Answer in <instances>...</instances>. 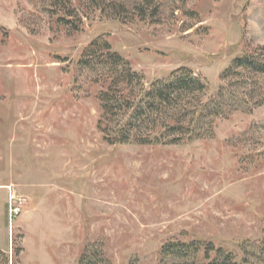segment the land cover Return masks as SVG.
<instances>
[{
    "label": "rangeland",
    "instance_id": "obj_1",
    "mask_svg": "<svg viewBox=\"0 0 264 264\" xmlns=\"http://www.w3.org/2000/svg\"><path fill=\"white\" fill-rule=\"evenodd\" d=\"M105 1L0 0V264H177L163 245L192 241L257 263L264 76L230 90L250 105L221 99L211 137L178 146L107 144L98 98L137 100L180 68L215 96L236 57L262 54L264 0ZM67 13L77 30L58 24ZM103 42L142 83L112 86Z\"/></svg>",
    "mask_w": 264,
    "mask_h": 264
},
{
    "label": "trees",
    "instance_id": "obj_2",
    "mask_svg": "<svg viewBox=\"0 0 264 264\" xmlns=\"http://www.w3.org/2000/svg\"><path fill=\"white\" fill-rule=\"evenodd\" d=\"M57 1V0H56ZM105 0H91L96 7L101 8ZM58 2L55 3L57 7ZM121 6V5H120ZM105 7V6H104ZM73 14L67 13L60 16L58 24L77 30L78 25L74 20H69ZM98 40L91 42L83 51L79 63H87L98 52ZM104 52L96 56L103 66H110L115 71L116 80L112 86L117 87L125 83L128 87L143 78L131 68L124 66L125 61L111 50V46L103 42ZM100 50V48L98 49ZM262 54L244 53L232 61L230 68L221 75V85L215 96L205 97L208 91L207 83L187 68H180L171 72L166 79H156L148 88H143L137 100L121 97L120 92L109 87L106 92H101L99 102L101 117L98 129L103 135V140L109 145H138V146H178L190 143L204 137H211L212 116L223 114L221 99L226 94L232 100L231 104L250 105L251 95L245 91L238 96L230 90H240L245 85H252L255 77L264 76V48H259ZM107 66V67H108ZM122 68V71L117 69ZM132 97V96H131ZM218 100V101H217ZM256 102L260 105L264 102ZM221 110V111H219ZM209 120V121H208ZM207 128L201 126V122ZM202 254L204 262H198ZM0 255L5 253L0 250ZM162 256H172L179 261L177 264H264V257L257 263H250L246 259L237 261L230 253H225L222 248H217L211 243L200 241L170 242L163 245Z\"/></svg>",
    "mask_w": 264,
    "mask_h": 264
},
{
    "label": "built area",
    "instance_id": "obj_3",
    "mask_svg": "<svg viewBox=\"0 0 264 264\" xmlns=\"http://www.w3.org/2000/svg\"><path fill=\"white\" fill-rule=\"evenodd\" d=\"M19 203H22V201L19 200ZM18 208H19V207H15V208H13V210H11V211H14V212H15Z\"/></svg>",
    "mask_w": 264,
    "mask_h": 264
}]
</instances>
